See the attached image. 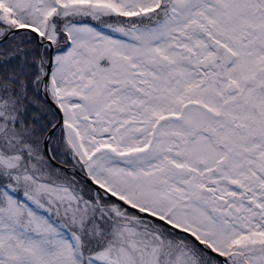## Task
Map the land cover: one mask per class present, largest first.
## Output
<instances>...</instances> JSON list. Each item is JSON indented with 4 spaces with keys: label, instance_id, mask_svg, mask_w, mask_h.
<instances>
[{
    "label": "snow or ice",
    "instance_id": "1",
    "mask_svg": "<svg viewBox=\"0 0 264 264\" xmlns=\"http://www.w3.org/2000/svg\"><path fill=\"white\" fill-rule=\"evenodd\" d=\"M0 264H264V0H0Z\"/></svg>",
    "mask_w": 264,
    "mask_h": 264
}]
</instances>
